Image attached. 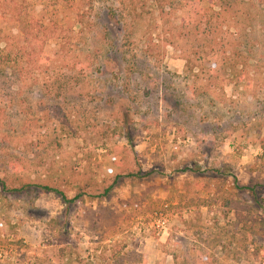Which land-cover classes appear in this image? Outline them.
I'll return each instance as SVG.
<instances>
[{"label": "rangeland", "instance_id": "rangeland-1", "mask_svg": "<svg viewBox=\"0 0 264 264\" xmlns=\"http://www.w3.org/2000/svg\"><path fill=\"white\" fill-rule=\"evenodd\" d=\"M17 1H0L18 59L0 76V264H264V0ZM21 6L48 26L40 52Z\"/></svg>", "mask_w": 264, "mask_h": 264}, {"label": "trees", "instance_id": "trees-1", "mask_svg": "<svg viewBox=\"0 0 264 264\" xmlns=\"http://www.w3.org/2000/svg\"><path fill=\"white\" fill-rule=\"evenodd\" d=\"M0 1H3L6 4H8L10 0H0ZM22 1H25V0H22ZM89 1H90L89 2L90 5H93V0H89ZM146 1L147 0H123V3L126 4V6L129 8V4H127V2H129L131 5L130 8L134 11H137L138 3H145ZM14 3L16 5H21L20 4L21 2H18L17 0L16 1L14 0ZM217 3H219V2H216L213 0V2L212 1L207 2V4H205L206 6H204V7L213 9V7L215 5H218ZM22 7L23 6L15 8L16 10H18L17 11L18 14H16L17 15L16 19H17V21H19V23L22 27V32L26 35L25 38H26V41L28 42L29 46H31L32 49L34 48L33 49L34 51H36L35 49L37 47H39V52H40L42 47H44V43L46 41L44 39L46 37H50V35L47 32L48 26H46L43 22L37 21L34 17H30L29 19L27 17L24 18L21 15V11H19L20 8H22ZM161 7H162V12H164L165 8L163 7V4H161ZM226 7H228V3H226L225 5L222 4V9L226 10ZM73 8H74V10H76V14H77V18L79 19V22H84L85 17L88 13L87 12L88 10H85L83 8V6L80 5L79 3H78L77 7H73ZM4 11L2 10V13H4ZM5 12H7V11H5ZM13 12H14V10H13ZM14 13H16V12H14ZM0 18H1V16H0ZM2 42H6V44L8 45L9 44V36H8V34L5 35L3 29L0 27V76L5 74V66L8 63H10L11 60L14 61V64L15 63L17 64V62H18L17 57H15L14 59L12 58V56H11L12 52L9 51V49H6V47L1 48ZM22 49H25V47H23ZM150 174H151L150 170L145 171V172L131 171L128 173L129 176H147ZM0 184L2 185V188H5V189L7 188V183L5 182V180H3L1 178H0ZM31 186L40 187L42 190L48 191V192H50V191L51 192H57L60 194L61 198L63 199V201L65 203H69L77 197L76 196L74 198H68L67 195L65 194V192H63L62 190H59L58 188H55L54 186H52L50 184H39V183L35 184V183H32L31 181L22 182L21 186H19L20 188L18 187V188H14V189L22 190V189H27ZM112 188H113V185L106 187L104 189V192L102 195L103 196L108 195L110 193V191L112 190Z\"/></svg>", "mask_w": 264, "mask_h": 264}, {"label": "built area", "instance_id": "built-area-1", "mask_svg": "<svg viewBox=\"0 0 264 264\" xmlns=\"http://www.w3.org/2000/svg\"><path fill=\"white\" fill-rule=\"evenodd\" d=\"M156 226H157L158 228L163 229V231L166 232V231H167V226H168V225H167V219H166L164 216L160 215V216L157 218Z\"/></svg>", "mask_w": 264, "mask_h": 264}]
</instances>
